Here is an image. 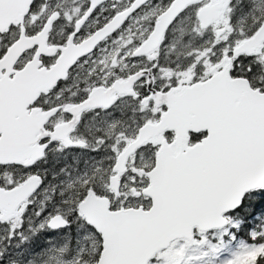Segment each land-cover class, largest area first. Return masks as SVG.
Returning <instances> with one entry per match:
<instances>
[{
  "label": "snow or ice",
  "instance_id": "obj_1",
  "mask_svg": "<svg viewBox=\"0 0 264 264\" xmlns=\"http://www.w3.org/2000/svg\"><path fill=\"white\" fill-rule=\"evenodd\" d=\"M261 205L264 0H0V264H264Z\"/></svg>",
  "mask_w": 264,
  "mask_h": 264
},
{
  "label": "trees",
  "instance_id": "obj_2",
  "mask_svg": "<svg viewBox=\"0 0 264 264\" xmlns=\"http://www.w3.org/2000/svg\"><path fill=\"white\" fill-rule=\"evenodd\" d=\"M262 207H264V205H261ZM250 223H253L254 221H249Z\"/></svg>",
  "mask_w": 264,
  "mask_h": 264
},
{
  "label": "rangeland",
  "instance_id": "obj_3",
  "mask_svg": "<svg viewBox=\"0 0 264 264\" xmlns=\"http://www.w3.org/2000/svg\"><path fill=\"white\" fill-rule=\"evenodd\" d=\"M43 239H44V238H41V241H40V242H43Z\"/></svg>",
  "mask_w": 264,
  "mask_h": 264
}]
</instances>
